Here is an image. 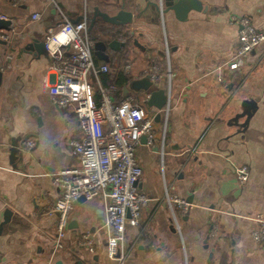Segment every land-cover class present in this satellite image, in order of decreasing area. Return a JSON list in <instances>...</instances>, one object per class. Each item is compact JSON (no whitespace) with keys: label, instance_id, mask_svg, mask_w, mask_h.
Instances as JSON below:
<instances>
[{"label":"crops","instance_id":"0c3cea01","mask_svg":"<svg viewBox=\"0 0 264 264\" xmlns=\"http://www.w3.org/2000/svg\"><path fill=\"white\" fill-rule=\"evenodd\" d=\"M54 1L55 9L42 0L18 6L0 0V17L12 21L13 35L0 43V264H117L109 257L104 226L109 189L75 204L69 225L77 227L68 229L59 250L58 216L42 213L61 194L53 177L80 166L70 146L81 138L79 122L49 94L58 80L51 57L27 49L35 40L44 42L48 29L63 18L87 20L94 42L125 44L107 50L109 62L94 56L96 66L109 67V75L130 77L123 91L115 84L116 100L132 93L147 101L159 89L169 94L167 125L162 117L156 122V146L142 141L136 152L143 172L139 189L151 201L139 227L127 224L125 264H264V247L252 238L257 217L264 215V43L239 72L228 67L240 45L233 19L247 17L264 30V0H199L206 10L191 12L185 22L173 12L160 18L149 6L157 0ZM121 9L140 16L126 26L95 19L97 10ZM36 13L42 18L33 21ZM154 63L170 70L171 78L164 74L150 91L125 94L134 81L148 78L143 74ZM104 75L101 83H115H105ZM91 83L97 86L93 77ZM28 139L37 145L22 152ZM14 144L21 155L11 161ZM237 166L250 170L244 184ZM166 188L192 208L173 212L164 200ZM83 235L93 240V251L80 244Z\"/></svg>","mask_w":264,"mask_h":264},{"label":"built area","instance_id":"2783aa9c","mask_svg":"<svg viewBox=\"0 0 264 264\" xmlns=\"http://www.w3.org/2000/svg\"><path fill=\"white\" fill-rule=\"evenodd\" d=\"M24 1L11 0L15 6ZM42 1L53 8L55 6L54 0ZM32 18L38 21L42 17L36 13ZM233 22L239 26L240 45L228 67L239 72L250 54L264 43V30L257 29L247 17L234 18ZM12 37L11 33L0 31V41L9 42ZM44 44L51 57L52 68L58 75L57 82L49 88V94L58 108L74 113L81 138L70 142L73 153L80 157V166L53 177V184L61 194L49 202L42 213L58 216L55 247L59 250L67 236L75 204L82 199L92 201L109 189L105 195L110 203L105 209L104 224L109 230L107 250L110 259L117 264H125L127 224L130 221L139 227L142 213L151 201L139 189L143 172L136 152L143 138L148 146H156L155 117L161 114L166 127L170 105L161 111L155 108L146 111L145 101L132 93L116 100L119 87L99 81L100 76L108 74L110 69L107 65L98 67L95 64V42L90 38L87 20L73 23L63 18L56 27L48 29ZM164 74L171 78L170 70L166 71L162 65L154 63L143 75L157 85ZM91 77L97 81L96 87L92 85ZM36 145L35 139H28L20 150L30 152ZM235 171L241 183L248 181L250 170L247 166H237ZM165 194L164 200L173 212L178 208L187 213L192 208L187 201L171 196L167 188ZM256 221L258 227L252 232V238L257 245L264 247V215H259ZM217 233L218 230L213 229L210 238L216 239ZM80 244L94 250V242L89 235H83Z\"/></svg>","mask_w":264,"mask_h":264},{"label":"water","instance_id":"95a60500","mask_svg":"<svg viewBox=\"0 0 264 264\" xmlns=\"http://www.w3.org/2000/svg\"><path fill=\"white\" fill-rule=\"evenodd\" d=\"M149 6H152L156 9L160 18H163L168 12H173L177 20L181 22H185L188 20L189 14L191 12H202L206 10L204 5L199 0H157L154 3H149ZM139 14L134 17L132 12L121 9L115 14L105 13L103 11L97 10L95 13V19L100 18L107 24L115 25V26H126L130 25L134 18L137 20L139 18ZM12 21L8 19H2L0 17V31L9 32L11 30ZM107 37H112L110 34H107ZM2 44H6L5 41H0ZM135 44H139L138 41H135ZM27 49H36L39 55L43 54V51L46 50L44 42L34 41L33 45H29ZM120 47H125L124 43H121L118 40H111L110 42L104 40L95 41L94 45V56L101 61L109 62L110 58L107 54V50L118 51ZM152 83L148 78L134 81L130 88L125 89V94L133 91H150L152 89ZM169 103V94L165 89L153 90L151 91L150 97L147 101H145V106L148 108H155L156 110H163L167 107ZM251 106L250 101L245 102V106ZM254 107V104L252 105ZM244 114H247L245 111ZM161 121V114H157L155 117V122L159 123ZM142 141L146 142V139L143 138ZM16 144V143H15ZM13 145V149L11 150V161H14L15 156L17 154L21 155V151L16 148V145ZM83 200V199H82ZM190 203V202H189ZM76 228L77 225L75 223H71L69 225L70 229ZM0 256V263H1ZM56 264H62L61 262H57Z\"/></svg>","mask_w":264,"mask_h":264},{"label":"trees","instance_id":"16d2710c","mask_svg":"<svg viewBox=\"0 0 264 264\" xmlns=\"http://www.w3.org/2000/svg\"><path fill=\"white\" fill-rule=\"evenodd\" d=\"M130 81H131L130 77L128 75L123 74V73H119L116 75H112V74L104 75V82L105 83L115 82L114 84H117L118 86H120L122 91H123V87L125 85L129 84Z\"/></svg>","mask_w":264,"mask_h":264},{"label":"rangeland","instance_id":"374dc122","mask_svg":"<svg viewBox=\"0 0 264 264\" xmlns=\"http://www.w3.org/2000/svg\"><path fill=\"white\" fill-rule=\"evenodd\" d=\"M140 100H141V98H140ZM145 109H146V111H150V108H148L147 106H145Z\"/></svg>","mask_w":264,"mask_h":264}]
</instances>
